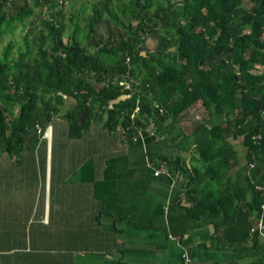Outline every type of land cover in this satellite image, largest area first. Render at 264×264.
<instances>
[{"label":"trees","instance_id":"trees-1","mask_svg":"<svg viewBox=\"0 0 264 264\" xmlns=\"http://www.w3.org/2000/svg\"><path fill=\"white\" fill-rule=\"evenodd\" d=\"M72 1L0 0V44L17 25L24 33L0 51L5 150L20 151L39 104L50 120L65 100L74 103L66 112L70 137L112 109L108 130L122 129L132 143L150 129L190 155L160 160L186 178L195 222L233 220L244 202L257 219L264 204V0H74L80 9L66 16L62 6ZM105 54L129 65L109 66ZM122 79L131 90L118 85ZM241 165L252 172L247 187L232 174ZM251 227L257 250L261 238ZM249 264H264V256Z\"/></svg>","mask_w":264,"mask_h":264},{"label":"crops","instance_id":"crops-1","mask_svg":"<svg viewBox=\"0 0 264 264\" xmlns=\"http://www.w3.org/2000/svg\"><path fill=\"white\" fill-rule=\"evenodd\" d=\"M73 106L65 100L48 120L39 104L17 153L0 139V264H249L264 256V239L253 250L247 237L256 222L249 202L233 220L190 217L186 178L160 160L190 155L169 137L148 129L131 143L122 129L105 128L112 109L70 137ZM232 174L247 187L252 172L241 165ZM258 178L264 182V171ZM214 223L223 225L219 233Z\"/></svg>","mask_w":264,"mask_h":264},{"label":"built area","instance_id":"built-area-1","mask_svg":"<svg viewBox=\"0 0 264 264\" xmlns=\"http://www.w3.org/2000/svg\"><path fill=\"white\" fill-rule=\"evenodd\" d=\"M127 77V76H126ZM118 85L122 87L123 90H131L132 89V82L130 79H122L118 82ZM155 108H159V106L157 104H154ZM139 110V106H138V101L136 102V107L133 111V114L131 115V117H133V115L135 113H137ZM159 111L162 112V110L159 108ZM38 132H41L40 129H38ZM44 137H48V130H45L43 132ZM165 175V176H170V174L164 170H158L155 172V175ZM257 190H260L261 187L260 186H256ZM257 232L260 236V238L264 239V204L262 205V212L260 214V216L256 219L255 225L251 227L250 229V233H254ZM179 264H191V260L189 258H185L184 260H182Z\"/></svg>","mask_w":264,"mask_h":264},{"label":"rangeland","instance_id":"rangeland-1","mask_svg":"<svg viewBox=\"0 0 264 264\" xmlns=\"http://www.w3.org/2000/svg\"><path fill=\"white\" fill-rule=\"evenodd\" d=\"M63 10L65 11L66 13V16H69L70 13H75L77 12L79 9H80V2L78 1H72V2H67L64 6H62ZM89 13V11H86L85 12V16ZM156 14V12L154 13ZM80 24L82 25L83 22L81 21ZM68 29H71V27L68 26ZM23 27L22 25H17V28L16 30L14 31V35L11 36V35H7L3 38L1 44H0V51L3 49L4 45L10 41L11 39H14L16 42L20 41L23 37ZM154 44L153 43H149V47H152ZM122 46V44L120 45V47ZM14 53H16V49H14ZM106 54L103 55V58H105ZM115 58V57H114ZM118 61L116 62V66H120V65H125V66H128L129 64L127 62H122L121 63V59L122 57H118ZM261 70V69H260ZM239 264H243V262H239Z\"/></svg>","mask_w":264,"mask_h":264},{"label":"water","instance_id":"water-1","mask_svg":"<svg viewBox=\"0 0 264 264\" xmlns=\"http://www.w3.org/2000/svg\"><path fill=\"white\" fill-rule=\"evenodd\" d=\"M83 119V116L81 117V120Z\"/></svg>","mask_w":264,"mask_h":264}]
</instances>
